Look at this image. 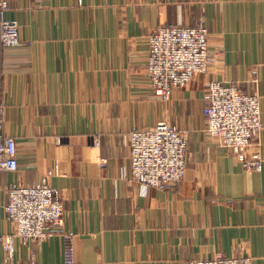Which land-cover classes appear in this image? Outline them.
I'll return each instance as SVG.
<instances>
[{"label": "crops", "instance_id": "crops-1", "mask_svg": "<svg viewBox=\"0 0 264 264\" xmlns=\"http://www.w3.org/2000/svg\"><path fill=\"white\" fill-rule=\"evenodd\" d=\"M6 1L27 43L0 42V105L19 160L17 171L0 173V199L12 185L47 178L77 264H187L219 254L264 264V165L247 170L208 135L204 113L207 85L218 80L258 94L264 123V0ZM200 21L210 30L209 70L165 101L147 74L149 37L161 25ZM160 121L189 140L185 179L165 188L131 173L130 132ZM256 148L264 158V129ZM13 228L4 212L0 232ZM62 232L17 238L12 254L0 246V264H64Z\"/></svg>", "mask_w": 264, "mask_h": 264}, {"label": "built area", "instance_id": "built-area-1", "mask_svg": "<svg viewBox=\"0 0 264 264\" xmlns=\"http://www.w3.org/2000/svg\"><path fill=\"white\" fill-rule=\"evenodd\" d=\"M9 2H0V42L3 46H21L18 20L6 18ZM210 30L200 21L194 26L161 25L149 37L146 70L154 92L165 101L173 90L186 87L197 74L209 70ZM207 133L236 155L247 170L263 169L259 148L251 150L253 141L264 129L261 99L256 93L212 80L207 85ZM4 107L0 105V173L19 169L17 139L5 132ZM95 143L99 144V137ZM131 173L135 182L165 188L179 185L186 176L188 136L178 126L160 121L153 127L134 129L129 135ZM8 201L0 199V216L5 212L13 231L0 232V246L10 254L17 238L40 242L63 231L64 264H77L74 236L64 231L65 207L49 180L33 185H12ZM8 262H12L9 257ZM187 264H253L249 255L195 259Z\"/></svg>", "mask_w": 264, "mask_h": 264}, {"label": "rangeland", "instance_id": "rangeland-1", "mask_svg": "<svg viewBox=\"0 0 264 264\" xmlns=\"http://www.w3.org/2000/svg\"><path fill=\"white\" fill-rule=\"evenodd\" d=\"M203 22V21H202ZM187 171V170H186Z\"/></svg>", "mask_w": 264, "mask_h": 264}]
</instances>
